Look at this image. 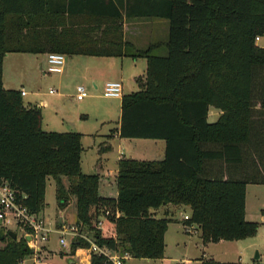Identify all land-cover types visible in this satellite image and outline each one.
I'll list each match as a JSON object with an SVG mask.
<instances>
[{
    "label": "trees",
    "instance_id": "16d2710c",
    "mask_svg": "<svg viewBox=\"0 0 264 264\" xmlns=\"http://www.w3.org/2000/svg\"><path fill=\"white\" fill-rule=\"evenodd\" d=\"M55 1L0 0V181L39 215L54 179L59 208L75 198L77 224L100 247L134 259L165 258L171 221L152 211L168 205L191 210L186 223L199 226L203 244L255 237L260 224L246 220V196L249 184L264 185V47L256 44L264 37V0H90L84 9L95 16L101 42L89 49L73 43L60 15L67 11ZM65 1L71 13L75 0ZM125 18L167 20L168 42L137 51L124 40ZM163 46L167 54L157 55ZM50 53L148 61L140 90L122 98L120 136L163 140L165 158L121 160L116 200L99 196L98 174L82 173L81 135L44 131L41 110L4 88L9 54ZM210 108L221 112L215 123L208 122ZM213 160L241 166V176H207L204 164ZM89 248L76 240L70 250ZM31 254L24 238L6 237L0 264H20ZM91 264L112 263L93 254Z\"/></svg>",
    "mask_w": 264,
    "mask_h": 264
},
{
    "label": "crops",
    "instance_id": "0c3cea01",
    "mask_svg": "<svg viewBox=\"0 0 264 264\" xmlns=\"http://www.w3.org/2000/svg\"><path fill=\"white\" fill-rule=\"evenodd\" d=\"M74 2L75 5L71 6L73 10L71 13L68 12V1L56 0L54 6L61 10L64 8L65 11H67L65 14L60 15L61 17L67 18L66 22L68 27L72 29L70 36L73 43L78 44V48L82 49L94 48L97 43L101 42L98 41V36H100V34L94 30L96 28L95 16L86 12L84 9L85 4H87L88 8L90 7L91 1L75 0ZM167 22V20L157 18H125L123 24L124 40L140 51L146 50L150 46L156 44L166 45L169 37V22ZM163 49L164 46L160 50ZM165 55L162 54L160 56ZM47 56L48 54H9L5 58L3 65L4 87L7 90H17L21 93H26V95L23 96L24 104L27 107H34L41 110L43 117L42 128L44 131L75 133L81 135L83 147V153L81 156L82 173L84 159L87 152L86 150L87 147H89L86 145H88L89 140H92L93 143L91 148L95 159L97 158V161H101V165L98 162L96 165L92 166L95 167V171H98V168H101V171L104 169V166L102 165L104 157L107 161L110 159L108 153L105 154L106 156L104 157L101 155V146L110 147V152H114V147H116L118 157L116 159L117 163L115 169L111 168L110 170H107V174L96 172V174L100 176L98 189L99 196L103 199L116 200L119 194L117 176L119 162L121 160L130 159L135 161L152 162L163 161L165 158L166 142L163 140L125 139L120 136L122 98L123 96L138 92L134 89L135 86L138 85L137 80L146 77L148 61L145 58L133 59L130 57L64 55L66 57V63L63 72L61 74L53 75L47 73ZM21 62L27 66L26 69H29L27 70L28 72L21 73L18 71V66H20L19 63ZM7 65H9L8 73L6 71ZM110 81L122 83L123 96L120 99L109 101L110 103H107L106 105H100L97 102L98 99H108L100 94V92L104 90L105 84ZM80 85L88 87L90 93L88 97L82 101H78L76 95H74L76 88ZM126 86L130 88H127L128 90L125 92ZM50 91H54L55 93L51 94ZM68 91H71V94L67 93ZM212 113L217 119V122L221 116V112L215 108H210L208 122ZM92 118L94 119V123L90 122ZM146 141H153L154 143L146 145L148 144L145 143ZM205 148L211 149L212 147L206 146ZM204 170L207 176L213 178L223 177L224 179H227L229 176L237 178L242 174L241 166H230L219 160L206 161L204 164ZM250 193H252L251 199L249 197ZM70 205L71 202L68 207L61 209V211H65ZM254 207L257 209V216L259 217L260 224L262 222V217L264 216V185L249 184L247 186V221L252 222L249 215L251 211L254 210ZM152 214L155 218L169 219L171 221L165 235V258L159 260L162 264H178L185 260L204 261L209 259L220 263L254 264V262H241V257H239L238 260L226 261L210 258L205 253L200 256H190L189 244L186 240H182L181 237L179 238L178 236L179 229L182 232H185L184 227L187 223L184 221V217H191L192 213L189 208L168 205L152 211ZM41 215L45 217L44 213H41ZM74 217L75 218H73L71 222L74 221L77 223V212ZM46 219L58 225L63 223L58 221L54 222L49 218ZM198 234L201 237L200 230L198 231ZM171 240L174 241L172 246L169 243ZM50 242L44 248L46 249L45 251L48 250L47 253L54 250ZM221 243L223 242L217 244ZM229 243L233 245H227L230 250L228 251V254H226V257L232 256V253L235 251H238L240 254L246 252L249 246H251V244L241 246L238 242ZM181 244L184 245V247H181ZM204 245L209 246L210 244ZM64 251L66 252L67 250ZM55 259L56 258H53L52 261ZM74 259V264H91V255L88 250H77L74 254ZM128 259L124 260L123 264H125ZM52 261L50 264H52Z\"/></svg>",
    "mask_w": 264,
    "mask_h": 264
},
{
    "label": "built area",
    "instance_id": "2783aa9c",
    "mask_svg": "<svg viewBox=\"0 0 264 264\" xmlns=\"http://www.w3.org/2000/svg\"><path fill=\"white\" fill-rule=\"evenodd\" d=\"M261 40L260 37L256 39V44ZM66 57L59 53H50L47 56V73L61 74L64 70ZM54 94V91H50ZM22 96L26 93L22 92ZM103 96L108 99H120L123 96V85L121 82L110 81L104 86ZM88 97L87 90L80 85L76 89V99L78 101L84 100ZM109 215V213H107ZM120 217V214H117ZM190 216H185L184 221H190ZM262 224L264 225V216L262 217ZM185 232L188 235L198 233L199 226L197 224H186ZM0 229L5 233L14 232L18 239L27 237V241L32 254L21 261L20 264H45L39 258V253L50 242L52 235H57L58 243L64 250H69L73 241L83 240L89 243L88 249L90 255L97 254L106 258L107 262L112 264H123V261L130 257L129 254L120 255L106 247H100L93 239L92 235L81 225L75 224H54L48 221L43 215L33 214L30 210L22 204L16 192L6 181H0ZM17 230V231H16ZM20 233V236L18 235ZM178 264H203L201 260H185Z\"/></svg>",
    "mask_w": 264,
    "mask_h": 264
},
{
    "label": "rangeland",
    "instance_id": "374dc122",
    "mask_svg": "<svg viewBox=\"0 0 264 264\" xmlns=\"http://www.w3.org/2000/svg\"><path fill=\"white\" fill-rule=\"evenodd\" d=\"M168 27H169V24H168ZM257 45L260 47H264V37H261V40L259 42H257ZM156 54L157 55H162V54L165 55V54H167V50L164 48L163 50L157 51ZM19 64H20V66H18L19 72L25 73L27 70H29V69H26L27 66L24 65L22 62ZM6 71L8 73L9 65H7ZM82 86H84V85H82ZM85 88H86L87 93L89 95L90 93H89L88 87H85ZM127 88H130V87L126 86L125 92H126V90H128ZM134 90L139 91L140 90L139 85H136ZM70 92L71 91H68L67 93L71 94ZM100 94L103 95V91L100 92ZM74 95H76V92L74 93ZM114 100L115 99H113V100L98 99L97 102L100 105H106L107 103H110L109 101H114ZM25 101H26V99H25ZM116 101H118V100H116ZM216 120L217 119L213 116V113H212L210 116V119H209V123H214V122H216ZM90 122L94 123V119L92 118L90 120ZM145 143H148L146 145H149V143H154V142L153 141H146ZM86 146H89V147H87V150H86L87 152H86V156L84 159V165H83V173L84 174H96V172H102L103 174H107V172H108L107 170H110L111 168L115 169L116 163H117L116 159L118 157V151H117L116 147H114V152H112V151L108 152V155L110 157V159L108 161L104 159L105 158L104 156H106L105 154H107V153H101V155L104 157L102 160V165L104 166V169L101 171V168H98L97 169L98 171H95V169H94L95 167H92V166L96 165L99 161H97V158L95 159V156L92 152V148H91V146H93L92 140H89L88 145H86ZM99 164L101 165V161L99 162ZM64 186L68 187L66 181H64ZM251 194L252 193H250V196H249L250 199L252 198ZM253 211H251L249 218L252 220V222H255V223L258 222L259 223V217L257 216L256 207H254ZM76 212H77V208H76V199L75 198H72L71 205L69 208H67L65 211H61V209L59 208V201L57 199V184H56V181L54 179L50 178L48 180V183H47V190H46V195H45V208L42 211V213H44L45 217L51 219L54 222L58 221V222H63V223H67V224L68 223L69 224H75V222L74 221L71 222V220L73 218H75L74 216H75ZM261 223H260V227L258 229V233L255 237L249 238L246 240H242V241H237L239 243V245H241V246L242 245L246 246L248 244L249 245L251 244V246H249L247 251L243 252L241 254L238 251H235L232 253L233 254L232 256H227V257H226V254H228V251L230 250V248L227 245H233V244H230L229 242H223L221 244L210 243L209 246H206L203 244L201 237L198 233L188 235L185 232H182L180 229L178 230V236H179V238L181 237L182 240H186V242L189 244V254L192 257L196 256V255L200 256L203 253H205L210 258H216V260L232 261V260H238L239 257H241V260H242L241 262H243V263L257 262L260 264H264V225L263 224L261 225ZM18 235L20 236L19 232H18ZM7 239H9L8 236H7ZM244 241H246V242H244ZM173 242L174 241H172V240L169 241L171 246L173 245ZM50 243H51V246L54 248V250L52 252L47 253L48 250L45 251L46 249H43L39 253V258L42 260L43 263L50 264L53 258H56V259L52 261V264H72L73 261H75L74 254L76 251L73 252L72 250H70V251L67 250L65 252L64 249L58 243L57 235H52ZM0 247H3V242H0ZM181 247H184V245L181 244ZM257 255H260L259 260H256ZM125 264H162V263L159 260L154 261V260L129 258L125 262ZM168 264H170V263H168Z\"/></svg>",
    "mask_w": 264,
    "mask_h": 264
},
{
    "label": "water",
    "instance_id": "95a60500",
    "mask_svg": "<svg viewBox=\"0 0 264 264\" xmlns=\"http://www.w3.org/2000/svg\"><path fill=\"white\" fill-rule=\"evenodd\" d=\"M7 236L9 238L13 239V240H17L18 239V236L16 235V233H14V232H8L6 234L3 229H0V242H3L4 239H6ZM27 241H30V238L29 237H27ZM259 258H260V256L257 255L256 260H259ZM72 264H74V263H72Z\"/></svg>",
    "mask_w": 264,
    "mask_h": 264
}]
</instances>
